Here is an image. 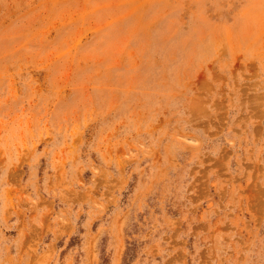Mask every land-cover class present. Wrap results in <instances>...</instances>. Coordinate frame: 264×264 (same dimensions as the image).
<instances>
[{
	"label": "rangeland",
	"instance_id": "obj_1",
	"mask_svg": "<svg viewBox=\"0 0 264 264\" xmlns=\"http://www.w3.org/2000/svg\"><path fill=\"white\" fill-rule=\"evenodd\" d=\"M0 264H264V0H0Z\"/></svg>",
	"mask_w": 264,
	"mask_h": 264
}]
</instances>
